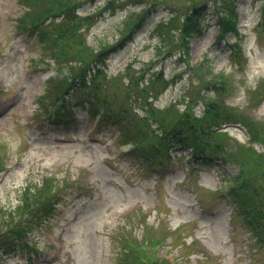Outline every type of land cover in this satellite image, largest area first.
Returning a JSON list of instances; mask_svg holds the SVG:
<instances>
[{"label": "rangeland", "instance_id": "obj_1", "mask_svg": "<svg viewBox=\"0 0 264 264\" xmlns=\"http://www.w3.org/2000/svg\"><path fill=\"white\" fill-rule=\"evenodd\" d=\"M143 1L156 10L133 39L104 58L100 72L80 74L100 76L106 108L114 111L122 110L128 88L153 86L149 104L132 93L138 100L133 106L147 120L133 122L141 130L128 128L133 143L124 145L116 129L92 125L82 114L78 98L89 89L68 95L79 113L75 125L55 127L47 108L66 94L75 76L67 71H80L63 62L83 59L96 67V52L136 26L140 16L127 21L140 7L123 0H0V235L8 240L0 264H264V248L251 242L220 198L242 162L245 175H264V0H227L237 4L239 30L224 35L219 14L228 5L212 0L201 17L204 34L189 39L187 60L181 54L184 12L201 0ZM43 24L63 38L55 56L38 42ZM199 64L212 75L199 73ZM172 126L185 129L186 147L193 135L225 152L207 165L195 148L171 150L155 168L133 158L134 146L144 145L137 132L152 142L145 128ZM193 154L200 164L193 165ZM25 193L37 203L51 194L63 195V202L40 229L29 231L33 247L20 248L22 256L15 253L20 246L11 228L23 223Z\"/></svg>", "mask_w": 264, "mask_h": 264}, {"label": "trees", "instance_id": "obj_2", "mask_svg": "<svg viewBox=\"0 0 264 264\" xmlns=\"http://www.w3.org/2000/svg\"><path fill=\"white\" fill-rule=\"evenodd\" d=\"M224 1V0H223ZM227 0H225L226 3ZM140 2H144L143 0H140ZM227 4V3H226ZM228 5V4H227ZM193 9V11H187L184 12V21L182 23V32L184 36L189 37L193 33H200V14L206 10V6H202L200 9L196 8ZM151 11L148 9L147 11H143L142 14H140V24H138V27H141L142 23L144 22L145 16L150 15ZM223 16H228L224 19V25L226 28H233L235 24V18H236V12L234 6L227 7L226 11H224ZM188 45H187V53H188ZM57 52H54V55ZM79 58V57H78ZM76 58V59H78ZM74 60V59H72ZM81 66L80 71L74 73L76 75H80L83 71L88 70L90 68V62L86 60H81ZM68 64V61L63 62V65ZM261 83H264L262 81ZM76 85L75 80L69 84V88H73ZM102 87H99L92 95L93 99L103 103L108 101L105 97L107 95H101ZM259 87H257V90ZM48 96V95H47ZM65 98L62 103L56 106L54 109V113L51 114L54 121L60 122L63 119V122L69 121L72 117V114L69 112V103L66 101ZM255 101V100H253ZM114 103V102H113ZM86 105H91L94 107V102H86ZM90 107V106H89ZM91 109V108H90ZM89 112V111H88ZM111 113L109 112L108 108L105 110L104 115L101 116L102 120L107 119L108 116ZM115 125H119L116 123ZM123 131H127L126 127L123 125H119ZM182 127H173V129L170 132H164L162 136H158V138H155L157 141L151 146L150 150L151 152L161 155L163 151L166 149V146L168 145V142L172 144V142H177L179 144L184 143L186 141V137L184 135V131ZM127 135H129L128 131L125 132ZM189 143L191 146L196 147L199 150L206 151V149H210L209 154L205 155V162L211 163L214 158L216 152H225L224 148L221 146L216 145V142H213L212 144L208 143L207 141L199 139V137H195L192 135V139L189 138ZM137 150L139 148L137 147ZM140 151V150H139ZM259 156L264 160V152L262 154H259ZM147 158L146 156H143ZM148 159V158H147ZM243 164L240 167V173L236 176L234 182L229 185L225 189V193L221 195V198L225 200L226 203L229 204L230 207L233 209V215L237 218H239L245 227V229L250 234V238L253 241L254 244H257L260 249L264 248V175L263 176H256V175H245L247 164L242 162ZM263 172H264V162H263ZM54 202V201H53ZM53 202H48L46 205L42 207L43 211L41 212H47L51 206L54 205ZM53 203V204H52ZM51 212V210H50ZM34 215V212H32ZM33 215L30 216V218L27 220V222H32V220L35 218ZM27 224L24 225L23 223L20 224L17 228H11V232L15 234L17 240L19 241L20 247H27L28 245V238H27V231L30 228H27ZM3 237L0 235V248L6 247L3 242H7L8 240L2 239ZM129 264H141L138 263L137 260L132 261Z\"/></svg>", "mask_w": 264, "mask_h": 264}]
</instances>
